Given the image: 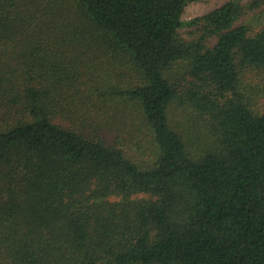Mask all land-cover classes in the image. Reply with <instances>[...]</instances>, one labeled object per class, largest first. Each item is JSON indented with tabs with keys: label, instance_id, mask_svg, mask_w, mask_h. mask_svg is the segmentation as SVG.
Listing matches in <instances>:
<instances>
[{
	"label": "trees",
	"instance_id": "obj_1",
	"mask_svg": "<svg viewBox=\"0 0 264 264\" xmlns=\"http://www.w3.org/2000/svg\"><path fill=\"white\" fill-rule=\"evenodd\" d=\"M190 1L0 0V264H264V0Z\"/></svg>",
	"mask_w": 264,
	"mask_h": 264
},
{
	"label": "rangeland",
	"instance_id": "obj_2",
	"mask_svg": "<svg viewBox=\"0 0 264 264\" xmlns=\"http://www.w3.org/2000/svg\"><path fill=\"white\" fill-rule=\"evenodd\" d=\"M231 0H191L187 3L185 8L183 9V14L181 17V21L183 23H186L194 18L203 16L204 14H207L215 9H218L219 7L223 6L227 2ZM259 17L262 19L264 18V7H262L259 11L252 13L248 16V19H252ZM187 32L186 28H182L180 30V34L184 36Z\"/></svg>",
	"mask_w": 264,
	"mask_h": 264
}]
</instances>
